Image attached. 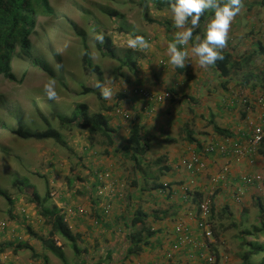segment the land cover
I'll use <instances>...</instances> for the list:
<instances>
[{"label":"crops","instance_id":"obj_1","mask_svg":"<svg viewBox=\"0 0 264 264\" xmlns=\"http://www.w3.org/2000/svg\"><path fill=\"white\" fill-rule=\"evenodd\" d=\"M243 3V9L232 22L225 48L235 55L257 53L260 51L257 41H261L264 48V39H260L264 33V0H243ZM159 12L164 18L154 17L158 22H151V27H147L145 38L150 48L140 51L134 76L112 103H104L103 114L111 128L113 144L107 145L103 137L97 138L100 143L88 140L85 145L89 150L81 159L89 169L80 175L77 168L73 179L76 198L64 200L59 196L65 201L60 202L59 207L71 232L79 236L78 245L82 251L77 256L70 254L63 241L64 264H204V257L210 250L216 251L217 243L213 238L211 247L204 246L206 239L197 227L194 196L199 194L203 200L213 195L215 210L225 205L232 208L236 203L233 193L237 189L244 205L259 193L264 198L261 186L264 182L250 186L240 183L243 175L263 169L258 154L247 157L203 150L205 144L215 140L244 143V135L252 124L264 116V107L257 102L261 91L258 87L241 86L242 73L233 75L223 88L221 83L226 78L220 77L212 66L208 69L198 67L195 57L189 58L185 68L173 70L168 64L167 45L174 40L177 29L169 10ZM192 44L190 41L189 46ZM262 53L258 52L257 56L264 57ZM138 89L159 95L161 100L148 101L136 91ZM134 124L141 127L140 135L148 149L141 168L135 169L132 162L133 169L129 172L125 162L131 160L120 147ZM214 125L226 128L231 136L215 133ZM83 149L80 148L79 155L83 154ZM149 154L162 158L160 164L151 161L149 170L153 174H158L161 165L168 167L159 177L165 188L149 189L152 176L144 175L147 167L143 165L148 162ZM194 155L199 158L201 167L190 171L183 161H190ZM223 167L227 168L226 178L212 181ZM105 172L108 174L104 175ZM134 179L136 185L132 184ZM106 203L110 207L102 217L99 208ZM79 207L82 211L76 212ZM136 209L148 214L145 225L150 226L154 234L142 250L128 253L132 245L130 233L141 230L139 224H128ZM42 221L43 232L49 231L50 226ZM178 224L183 225L188 240H182L184 233L176 231ZM168 253L170 258L166 256ZM45 255L51 263L61 264L53 252Z\"/></svg>","mask_w":264,"mask_h":264},{"label":"rangeland","instance_id":"obj_2","mask_svg":"<svg viewBox=\"0 0 264 264\" xmlns=\"http://www.w3.org/2000/svg\"><path fill=\"white\" fill-rule=\"evenodd\" d=\"M49 3L52 14H40L30 35V56L25 55L19 47L16 48L12 59L15 80L10 81L0 75V189L12 200L9 203L0 195V264H54L45 255L51 251L49 240L55 241L64 257L61 245L65 240L59 236L50 237L47 229L43 232L44 218L29 201L33 192H37L41 198L47 190L51 196L45 203L48 207L51 204L59 207L60 202H65L59 196L64 200L73 196L76 198L77 188L73 179L78 173L77 168L80 169V175L89 169L84 159H81L89 150L85 145L89 142L87 131L75 122H64L61 117H69L78 103L86 104L89 114L101 111L105 102L112 103L134 76L133 70L121 64L129 49V36L142 33L145 38L147 27H151L144 18V9H148L151 18L160 20L164 15L159 11H168L166 8L157 10L151 0H49ZM103 7L114 9L120 15L109 16L101 10ZM96 33L110 36L117 59L101 54L97 47L99 43L94 40ZM84 46L88 48L91 64L98 65L102 72V83L113 89L114 95L110 100L99 99L95 93H82L83 87L96 88L98 79L95 72L83 68ZM135 51L132 58L137 61L141 52ZM34 58L45 64L48 70L42 64H36ZM56 64H62V67L56 70ZM255 64L264 68V57L257 56ZM49 79L56 80V101L48 100L42 91L43 84ZM255 83L260 87V96L264 97V84L255 81L250 84ZM19 123L29 131H41L47 127L57 129L68 147L50 138L23 139L12 134L9 129H15ZM97 138L99 136H94L92 142L100 143ZM81 146L85 148L83 156L78 154ZM259 149L261 153L258 150L257 154L263 169L258 173L263 177L264 146ZM148 158L144 167L155 159L151 154ZM126 163L130 172L133 169L132 162ZM261 186L264 194V185ZM247 203L244 205L240 198L232 208L224 210L222 206V209L218 208L205 217L208 225L215 227L216 232L221 234L214 248L219 251L220 264H240L238 253L248 249L244 243L256 239L264 242V235L258 238L245 236L244 241L237 237L241 230L250 229L258 223L259 213L254 197ZM65 244L70 254H73L69 243L65 241ZM263 255L259 253L252 256L254 264ZM65 260L58 261L64 264Z\"/></svg>","mask_w":264,"mask_h":264},{"label":"trees","instance_id":"obj_3","mask_svg":"<svg viewBox=\"0 0 264 264\" xmlns=\"http://www.w3.org/2000/svg\"><path fill=\"white\" fill-rule=\"evenodd\" d=\"M153 5L157 10H161L163 8L168 9V4L174 2V0H151ZM104 13L109 16L117 17L120 15L116 10L109 9L107 7H103L101 9ZM169 10V9H168ZM40 14H52V8L50 6L49 0H0V75L9 79L10 81H14L15 77L12 73V59L15 55L16 48L19 47L20 50L25 54L30 56L31 50V42L30 35L33 33L36 26V19ZM144 18L148 22H158L157 20L151 18L148 13V9H144ZM213 15L211 11L206 12L201 17V25L200 28L196 29L194 32L195 35H203V28L206 19ZM78 35L82 36L79 32ZM140 35L139 33L133 34ZM142 36V35H141ZM261 36V35H260ZM105 40L103 44H97V47L102 55L108 56L112 59H117L115 46L109 35H104ZM262 39V38H260ZM193 44L195 40L191 41ZM260 47V51L243 53L240 55H235L231 50L223 49L222 50V60H218L215 65H213V69L217 72V74L226 78L224 82L221 83V86L225 88V84L228 79H232L233 75L242 73V78L239 84L243 87H249L250 89H254L259 87L256 83L250 84L249 80H255L260 84H264V68L260 65L255 64V58L257 57L258 52H263L264 48L261 45V41L255 42ZM136 54L135 50L127 49L123 56L122 65L128 66L129 69L134 70L136 66V62L132 57ZM36 64H42L45 70H48L45 64L36 61ZM83 68L85 71L95 72L98 76L97 81L102 83V72L98 65H92L89 59L88 48L84 46V53L82 56ZM260 88V87H259ZM82 93H95V95L102 99L100 96V91L97 88L91 87H83ZM105 105H102V110L96 112L94 114H89L87 111V105L84 103H78L75 105L71 115L69 117H61V119L66 123L75 122L79 125L82 130L87 131L88 140H93V137H103L106 141L107 145L113 144V139L111 138L110 132L111 128L108 125V120L106 116L103 114L105 111ZM62 122V123H64ZM12 134L17 135L23 139H53L61 146L68 147L67 142L63 139L61 133L54 128L47 127L41 131H29L22 127L19 123L15 129H9ZM213 131L222 137H230L231 133L226 128H220L217 125L213 126ZM141 127L138 124H134L129 131L128 137L124 140V143L121 145L120 150L126 152L128 158L135 164V169L139 170L141 168V164L144 161L146 151L148 149V145L145 140H142L141 137ZM221 141V140H216ZM260 146H264V137ZM259 146V148H260ZM258 150L260 151V149ZM261 153V151H260ZM162 161L161 157H157L154 159L153 164H160ZM147 169L144 170V175H151L152 177L149 179V189H162L165 188L164 184L159 181V177L164 175V170H167L168 167L166 165H161L157 169V175L149 169L151 165H146ZM143 171V169H142ZM147 178V177H146ZM264 182L262 177V183ZM136 179L132 180V184L136 185ZM27 184V183H26ZM0 195L5 197L9 203H12L10 197L6 194V192L0 189ZM51 196L49 195V191L47 190L44 197H39L37 192H33L32 197L29 199L30 202L37 207L38 214L44 218V222L50 226L48 235L50 237L59 236L69 243V246L73 250V253L77 256L82 251L80 247L77 245V239L79 236L73 234L67 225L65 220V216L61 209L57 207L55 204H51L49 207L45 205L48 199ZM194 196L193 200L196 202L197 215L199 212V205L202 202L201 197ZM209 199V213L213 214L215 211V206L213 204V195L207 197ZM263 196H254V201L256 207L258 209L259 217L258 223L253 225L250 229H243L240 231L237 236L239 240L244 241L245 236H250L252 238H258L259 235H264V201ZM104 206V205H103ZM229 206H223V209H227ZM101 211L102 217H105L107 211L104 207L99 208ZM76 212H79L76 210ZM208 213V215H209ZM99 216V215H98ZM148 214L141 209H136L133 211L132 217L130 218L128 224L141 225V230L138 233L131 232L129 235L131 246L128 249V253H137L142 250L144 245L148 244L149 238L154 234V231L150 229V226L145 225V220ZM199 217V216H198ZM213 236L218 243L220 240V235L216 232L215 227L212 228L209 225ZM39 239L44 240L39 237ZM48 244V241H47ZM242 244V243H241ZM212 242L209 244L211 247ZM247 245L248 249L246 251L238 253L240 264H254L252 261V256L257 255L259 253H264V242H259L257 239L253 241H247L244 243ZM49 249L58 256L61 260L64 259L63 253L59 247H56L55 241L49 240ZM213 250V249H212ZM212 254L216 256V263L219 261V253L217 251H211ZM215 252V253H214ZM257 264H264V255L257 262Z\"/></svg>","mask_w":264,"mask_h":264},{"label":"clouds","instance_id":"obj_4","mask_svg":"<svg viewBox=\"0 0 264 264\" xmlns=\"http://www.w3.org/2000/svg\"><path fill=\"white\" fill-rule=\"evenodd\" d=\"M244 7L243 0H174L168 4L170 19L177 31L174 40L167 45L169 66L175 69H183L190 57L197 59L198 67L208 69L222 60V50L227 47L232 22L240 14ZM211 11L213 15L207 19L203 28V35H195L196 29L200 28L201 17ZM195 43L189 46V42ZM94 40L100 44L104 43L103 33H96ZM128 48L132 50L145 51L150 48L149 43L141 35L129 36ZM62 64H56L59 70ZM95 87L99 89L100 96L104 100H110L114 93L113 89L105 83L96 82ZM43 94L48 100L56 101V80L49 79L43 84ZM260 136L255 138L259 142Z\"/></svg>","mask_w":264,"mask_h":264},{"label":"built area","instance_id":"obj_5","mask_svg":"<svg viewBox=\"0 0 264 264\" xmlns=\"http://www.w3.org/2000/svg\"><path fill=\"white\" fill-rule=\"evenodd\" d=\"M262 38L264 39V34H262ZM136 91L139 94L143 95L145 99H147L148 101L153 102V101L161 100V97L154 93L147 92L142 89H138ZM257 102L262 107H264V97L263 96H259L257 98ZM244 136L245 137L243 139L244 140L243 144L236 143L235 141L229 142L227 139H222L221 141H215V142H211V143L204 145L203 149L206 153L218 152L219 154H223V155H235V156H247V157L255 156L257 154L258 148L264 137V116L261 117L256 123H253L249 131ZM257 136L261 137L259 142H256L255 140ZM183 164L186 167V169L190 171L199 169L201 167L199 158L196 155H194L190 161H183ZM226 173H227V168L223 167L221 171L218 172L217 175H215L212 178V181L218 182L220 180H224L226 178ZM106 174L108 173L105 172L104 175ZM260 182H262V175H260L259 173L243 175L240 178V183L249 185V186L254 185L255 183H260ZM233 198L235 201H238L241 198L239 189L235 190V192L233 193ZM209 203H210L209 199L203 200L199 205L200 210L198 212V215H196V216H199L197 219V227L202 231V234L206 239V242L204 243V246L206 248H209V244L211 243L213 239V233L205 219V217L209 213ZM103 207L106 209V211H108L110 206L108 205V203H106L104 204ZM77 210L79 212L82 211L80 207L77 208ZM183 229L184 227L181 224H178L176 226V231L180 234L184 233ZM181 238L184 241L188 240L186 233H184L181 236ZM166 256L168 258L171 257L169 253ZM216 261H217L216 256L212 254L211 252H209L204 257V264H215Z\"/></svg>","mask_w":264,"mask_h":264}]
</instances>
